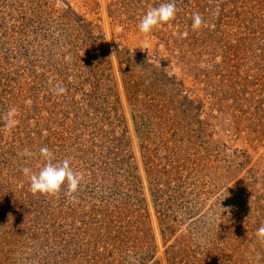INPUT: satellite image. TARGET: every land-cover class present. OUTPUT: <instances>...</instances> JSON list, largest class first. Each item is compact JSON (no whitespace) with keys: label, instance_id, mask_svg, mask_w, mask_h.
I'll use <instances>...</instances> for the list:
<instances>
[{"label":"rangeland","instance_id":"obj_1","mask_svg":"<svg viewBox=\"0 0 264 264\" xmlns=\"http://www.w3.org/2000/svg\"><path fill=\"white\" fill-rule=\"evenodd\" d=\"M164 2L0 0V264H264V0L140 32ZM44 146L77 201L30 191Z\"/></svg>","mask_w":264,"mask_h":264},{"label":"clouds","instance_id":"obj_2","mask_svg":"<svg viewBox=\"0 0 264 264\" xmlns=\"http://www.w3.org/2000/svg\"><path fill=\"white\" fill-rule=\"evenodd\" d=\"M177 14V6L175 0H167L159 6L149 9L141 18L138 24V30L142 33L148 34L153 31L158 25L166 24L172 21ZM204 23L203 17L200 13H194L192 16V29L198 30ZM182 38L188 36L185 31L180 34ZM52 92L54 95L61 96L66 94L67 89L62 85L53 87ZM17 109L10 108L3 117H0L2 124L0 126L6 129H13L17 120ZM22 156H32L33 153L24 149L21 153ZM39 155L44 163L38 172H33L31 169L25 167L22 169L23 173L28 176L30 180V191L33 195H47L56 196L64 190L65 197L70 201H77V193L81 188L83 175L74 171L71 167V162L68 158L62 161H55L54 153L47 147L39 149ZM257 238L264 242V225H261L256 232Z\"/></svg>","mask_w":264,"mask_h":264}]
</instances>
